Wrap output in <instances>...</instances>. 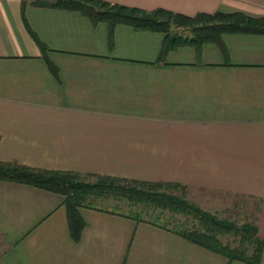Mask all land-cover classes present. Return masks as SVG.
Wrapping results in <instances>:
<instances>
[{
	"label": "crops",
	"instance_id": "1",
	"mask_svg": "<svg viewBox=\"0 0 264 264\" xmlns=\"http://www.w3.org/2000/svg\"><path fill=\"white\" fill-rule=\"evenodd\" d=\"M36 1L0 0V161L174 182L209 212L238 200L264 264V34L184 35L166 50L160 32ZM103 1L264 17V0ZM76 211L77 237L63 195L0 180V264H254L156 222Z\"/></svg>",
	"mask_w": 264,
	"mask_h": 264
},
{
	"label": "trees",
	"instance_id": "2",
	"mask_svg": "<svg viewBox=\"0 0 264 264\" xmlns=\"http://www.w3.org/2000/svg\"><path fill=\"white\" fill-rule=\"evenodd\" d=\"M35 4L74 10L87 16L93 23L105 21L110 27L116 23H123L135 29L160 32L164 35V49L166 50L173 47L176 39L186 40V37H182L184 34L177 31L179 27L191 30L192 35H188L187 38L197 42L198 45L206 40L217 41L225 33L264 34V17L255 18L242 13H198L193 17H188L163 9L145 11L135 7L111 4L103 0H38ZM41 46L43 47L42 44ZM50 70L53 71V67L50 66ZM91 176L95 177V182L84 183L79 181V173L74 171L46 170L17 162L0 161V180L26 183L64 196L70 227L75 237L83 226L76 211V208L83 204L77 200V197H85L84 189L88 194L93 192L104 194L107 191L113 195H122L133 203L144 204L145 207L168 210L171 213L183 212L186 216L191 213V218L198 220V226L184 227L181 231L178 230L184 238L230 259L258 263L261 241H258L254 227L246 225L239 229L243 234L242 242L253 244L252 253L246 254L241 247L229 249L225 245H221L215 235L230 232L233 227H225L223 223L214 220L209 223L207 221L210 219L207 215L196 214L194 211H197V208H193L184 199L172 193L175 186L182 190L184 189L183 185L174 182H149L108 175ZM130 216L141 220L136 216ZM163 226L168 227L167 225ZM174 230L176 229L174 228Z\"/></svg>",
	"mask_w": 264,
	"mask_h": 264
},
{
	"label": "rangeland",
	"instance_id": "3",
	"mask_svg": "<svg viewBox=\"0 0 264 264\" xmlns=\"http://www.w3.org/2000/svg\"><path fill=\"white\" fill-rule=\"evenodd\" d=\"M178 32H181L184 35H192L191 30L187 28L179 27L177 28ZM95 177L91 175L79 174V181L84 183H93L95 182ZM197 191L190 187L180 189L176 187L172 190V193L184 199L188 204L192 205L193 208H197V211H194L198 215H207L212 223V220L223 223L225 227L232 226L233 229L230 232L217 233L215 237L220 241L221 245H225L229 249H238L242 248L243 252L246 254L252 253L253 244H248L247 242H242V232L239 229L243 228V224H240V221L244 219V215L240 214L238 208H234L233 203H237L238 200H230L227 198V204L225 208L218 209L217 212H209L207 210L208 205L206 204V197H195ZM87 193V194H86ZM85 197H77V200L82 206H99L103 209L113 210L127 215H133L141 220L153 221L159 224L167 225L169 227L175 228L177 231L181 229L190 228L191 226H198V220L192 219V214L185 213H171L168 210H161L159 208L145 207L144 204L133 203L128 201L122 195H113V193H108L107 191L103 193H90L86 192L84 189ZM232 207L235 209L233 210ZM235 211V213H233ZM226 212V213H223ZM207 218V217H205ZM201 228V227H200Z\"/></svg>",
	"mask_w": 264,
	"mask_h": 264
}]
</instances>
